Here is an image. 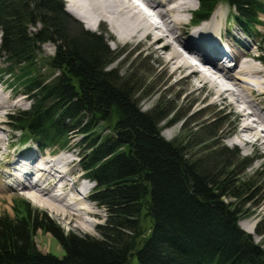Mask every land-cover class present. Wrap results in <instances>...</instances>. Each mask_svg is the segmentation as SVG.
<instances>
[{"label": "trees", "instance_id": "16d2710c", "mask_svg": "<svg viewBox=\"0 0 264 264\" xmlns=\"http://www.w3.org/2000/svg\"><path fill=\"white\" fill-rule=\"evenodd\" d=\"M198 1L196 19L208 18L221 2L249 33L264 16L263 0ZM70 19L63 0H0V57L31 101L9 117L16 131L44 147L70 149L73 133L87 135L81 165L108 216L98 225L101 237L79 236L21 199L14 214L0 213V264H264L263 247L239 226L243 210L224 201L248 204L258 193L263 177L243 176L249 158L230 160L215 118L192 128L186 144L164 139L160 123L177 114L170 99L157 91L156 105L141 110L150 76L142 80L131 69L122 75L113 66L120 55L104 34L80 22L70 28ZM47 42L56 51L41 58ZM42 66L50 73L42 74ZM191 146L201 147L200 154L187 151ZM39 229L59 240L62 256L38 248Z\"/></svg>", "mask_w": 264, "mask_h": 264}, {"label": "bare ground", "instance_id": "6f19581e", "mask_svg": "<svg viewBox=\"0 0 264 264\" xmlns=\"http://www.w3.org/2000/svg\"><path fill=\"white\" fill-rule=\"evenodd\" d=\"M67 1L68 10L76 18L84 21L91 30L98 29L97 21L104 18L110 23L120 39L132 40L136 38L144 41L151 40L152 37L157 40V45L162 43L159 47L161 46L160 50L167 52L166 62L174 66L172 73L188 68L191 73L186 76V79L198 77L200 82H210L212 90H216L218 97L228 100L231 105L242 103L246 107V112L240 114L241 118H244L245 124L240 128L235 140L241 142L242 145L253 144L258 148H264V103L260 100L264 95V62L260 56H255L249 50H253V48L248 41H242L249 35L244 33L239 24H236V28L240 30L237 34H235V29L234 32L231 31L227 34L226 41L225 38L222 39V30L227 29L228 31V17H223L220 7L215 10L210 21L194 29L189 39L188 35L186 36V30L192 20L187 16L195 8L194 0ZM142 4L147 7L149 15L146 10L142 11L144 8ZM155 14L162 18L167 29L166 32L155 23L153 19ZM223 19L224 21H222ZM148 23L149 26H146ZM244 48L245 51L242 50ZM218 63L220 66L217 68L216 64ZM3 80L2 74H0V132L4 130L7 134L3 127L4 116L14 104H21L23 100L19 99L16 103H12V100L16 98L15 94H7ZM7 85L9 86L8 83ZM251 115L256 118V124L263 128L258 129L253 125L254 123H248L249 119L254 121L249 118ZM5 141L3 135H0V153L4 149ZM9 148L12 149L7 146V150ZM16 148L14 146L12 154L0 158L2 166L7 169L5 175L2 174L0 179L7 176L12 177L18 184L11 188L5 180H0L2 184L0 192L19 190V186H22L21 190L32 203L48 208L55 214L58 212L64 219L70 218L75 222L85 221L82 215H93L91 207L83 208L85 207L84 200H87V197H83L81 193L82 197H77L76 203L66 201L71 193L65 192L64 189L67 188L68 192H73L80 180V178L78 181L73 180V184L70 185V177H73L74 174V171L68 169L73 163L70 155L62 154L49 157L46 152L38 150H41L40 145L36 147L35 151L27 150V147L22 149L18 147L20 152L26 150L19 155L16 154ZM41 153L43 154L41 155ZM34 176H36L35 179H33ZM83 179H87L85 174ZM83 190L88 191L89 189L84 187ZM249 230L246 229L248 232Z\"/></svg>", "mask_w": 264, "mask_h": 264}, {"label": "rangeland", "instance_id": "374dc122", "mask_svg": "<svg viewBox=\"0 0 264 264\" xmlns=\"http://www.w3.org/2000/svg\"><path fill=\"white\" fill-rule=\"evenodd\" d=\"M194 1V7L197 8L199 3L197 0ZM63 2L65 11L73 17V19H70V28L77 29L78 22H80L84 28L89 29L87 27L88 25L84 23V21L76 18V16L68 10V1L63 0ZM220 8L223 17H228V26L230 30L234 32L236 29L235 34H237L240 30L236 28V24L230 17L235 13L234 10L229 8V6H227L226 4H222ZM190 16V14L187 16L188 19H190ZM262 19L264 20V16L262 17ZM222 21H224V19ZM39 28H41V24H38L36 28H33V30H37ZM260 29L264 33V25L260 26ZM91 31L103 33L105 36V40L111 47V50H115L117 54L120 55L119 60L113 66L120 68L122 75L128 74V71H130L129 69H131L134 70L139 75L137 77H141L142 80L150 76L151 81L149 82V88H147L148 91L145 92L143 96H141V94L140 98L138 97L140 99L139 106L141 107V110H149L156 105V101L159 98L157 96H153V94L157 91H160V94L163 97H166L165 100L170 99L169 102L172 105L171 107L177 109V114L173 116V118L171 117L172 120L170 118L169 120L160 123L162 129L160 134L164 139L171 140L175 144H186L185 139L192 128L195 129V127L199 125V123H202L203 121H210L211 119L215 118L216 129H221L219 132L220 137L218 139V142L231 149L230 160L238 161V159H241L242 157L249 158L251 163L247 167L243 176L253 177L254 180H258L259 178L263 177L262 182L259 183L258 186V193L255 192L252 194V201L248 204H246L247 202H245V200L239 201L234 197L229 196L225 197L224 201L232 204L236 202L235 205H237L240 210H243V216L242 220L239 223V226L244 231H246V229H250L249 232H246L251 234L255 242L260 244L264 249V232L260 236L257 233L259 230L261 232L264 230V148H258L253 144L242 145L241 142L235 140V138L238 137L236 135L240 131V128L245 124V120L244 118H241L242 115L240 114H244L246 112V107L242 103H238V105H231L228 100L222 97H218L216 90H212V84L210 82H200V78L198 79V77H193L189 80L186 79V76L191 73L190 69L188 68L184 69V71L172 73L174 71V66L167 64V52L160 50L161 46L159 47V45H161L162 43L157 45V40H154V38L152 37L151 40L144 41H140L136 38L132 40L120 39L106 19L100 21L98 29H94ZM193 31L194 30L192 27L187 28L186 36L188 35L187 37L189 39L191 38L189 36ZM1 38L2 34L0 32V44ZM223 39L226 40L227 36L224 35ZM245 40L248 41V43H250L253 48V50H249L252 51L255 56L258 55L259 57L261 52L260 48L258 47V36L256 34L249 37L247 36L245 37V39H242V41ZM242 50L245 51V48ZM55 51L56 45L52 42L42 44L39 49L41 58L53 55ZM246 60L249 59L246 58ZM246 60L244 59V61ZM6 70L7 64L4 59L0 57V73L2 74V78L4 79L3 81L7 88V94H15L16 98L12 100V103H16L17 101H19V99H22L23 102L21 104L19 103L18 105L14 104V106L11 107L4 116L5 124L3 125V127L7 131V134L4 130L0 132V135H3L6 140L3 145L4 149L0 153V158L12 154L14 152V146H16L17 148L20 147V149L27 147V150L29 149L31 151H35L36 147L40 144L36 143L32 139H29V136L26 132H24V136L23 134L21 135L23 131H16L11 124V118L9 117V115L17 112L18 110L28 109L31 105V101L29 96H26L24 95V93H22V91H24L23 85L19 84V82H16V80L13 79L15 78L13 74H6ZM41 70L42 74L44 75L50 73V70L45 69L44 66L41 67ZM15 72L18 73L17 71ZM16 73L15 75H17ZM6 82L11 85L10 89ZM161 95L160 97H162ZM142 97L143 99H141ZM260 100L264 103V95ZM249 118L253 119L254 121H251L249 119L248 123H254L253 125L257 126L258 129L263 128V126H259L256 124V118L253 115L249 116ZM86 137L87 135H84L80 132L73 133L71 135V148L62 152H65L63 153L64 155H70L72 158L71 160L73 161V163L71 164L72 166L70 165L71 167L69 166L68 168L74 171L73 177H70V185L73 184V180L78 181V179L80 178L78 184L76 185V188H74L75 190L73 189V192H68L69 189L67 188L64 189L65 192L71 193L68 197V200L66 201L68 203H72L75 202V199H77V197H87V200H84L85 207L83 208L91 207L93 210V215H82V217L85 218L84 220L87 222L82 220L81 222H75L70 218L64 219L63 216H61L58 212H56L55 214L48 208L37 206L36 204L32 203L31 200L22 193V191L18 192V189L0 192V213L10 212L11 214H14L13 207L15 203L21 199H25L29 201L33 206L39 208L41 211L47 212L65 233L72 232L79 236L87 234L91 236L101 237V234L98 231V225L103 224L106 221L108 211L100 206L98 201L93 200L92 198V195L95 193L96 182L83 179L85 174L84 172L86 171L82 168L81 165L80 154L83 149L80 145H82L83 142L87 140ZM210 143L211 142L204 144L208 145ZM7 146L12 147L13 150L11 148L7 150ZM52 150L59 151L61 149H58V147H54L52 148ZM201 150L202 148L199 146H191L187 148V151L191 152L192 154H200ZM15 151L16 154L19 155L26 152V150H22L20 152L19 149ZM2 165V161H0V176L2 174L5 175L7 171V169ZM239 169L241 168L239 167ZM0 180L4 181L6 179H4L3 177ZM83 186L87 187L89 190H83ZM0 187H2L1 183ZM80 193L82 196L80 195ZM141 220L143 221L142 228L147 229L150 225L148 218L143 215ZM35 240L38 248L44 253H52L57 256H62L64 254V249L61 243L50 232H44L42 229H39L35 235Z\"/></svg>", "mask_w": 264, "mask_h": 264}]
</instances>
